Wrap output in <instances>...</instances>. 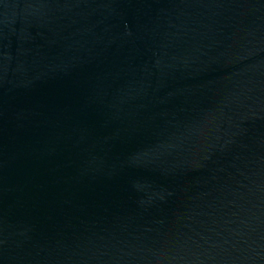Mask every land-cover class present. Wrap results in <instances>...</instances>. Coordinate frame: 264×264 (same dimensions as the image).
Returning a JSON list of instances; mask_svg holds the SVG:
<instances>
[{
    "label": "water",
    "instance_id": "obj_1",
    "mask_svg": "<svg viewBox=\"0 0 264 264\" xmlns=\"http://www.w3.org/2000/svg\"><path fill=\"white\" fill-rule=\"evenodd\" d=\"M0 264H264V0H0Z\"/></svg>",
    "mask_w": 264,
    "mask_h": 264
}]
</instances>
